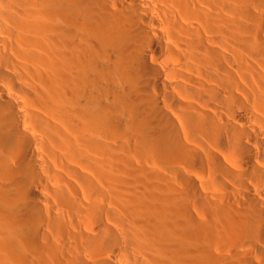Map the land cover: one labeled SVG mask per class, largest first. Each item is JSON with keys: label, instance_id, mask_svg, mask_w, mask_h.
<instances>
[{"label": "bare ground", "instance_id": "bare-ground-1", "mask_svg": "<svg viewBox=\"0 0 264 264\" xmlns=\"http://www.w3.org/2000/svg\"><path fill=\"white\" fill-rule=\"evenodd\" d=\"M0 264H264V0H0Z\"/></svg>", "mask_w": 264, "mask_h": 264}]
</instances>
